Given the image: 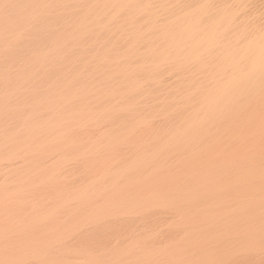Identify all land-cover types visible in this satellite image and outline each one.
<instances>
[{
    "label": "bare ground",
    "instance_id": "bare-ground-1",
    "mask_svg": "<svg viewBox=\"0 0 264 264\" xmlns=\"http://www.w3.org/2000/svg\"><path fill=\"white\" fill-rule=\"evenodd\" d=\"M0 264H264V0H0Z\"/></svg>",
    "mask_w": 264,
    "mask_h": 264
}]
</instances>
